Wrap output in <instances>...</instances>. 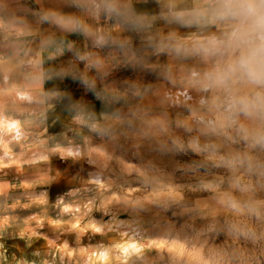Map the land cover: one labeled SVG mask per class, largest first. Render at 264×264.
Instances as JSON below:
<instances>
[{
	"label": "clouds",
	"instance_id": "1",
	"mask_svg": "<svg viewBox=\"0 0 264 264\" xmlns=\"http://www.w3.org/2000/svg\"><path fill=\"white\" fill-rule=\"evenodd\" d=\"M0 264H264V0H0Z\"/></svg>",
	"mask_w": 264,
	"mask_h": 264
},
{
	"label": "rangeland",
	"instance_id": "2",
	"mask_svg": "<svg viewBox=\"0 0 264 264\" xmlns=\"http://www.w3.org/2000/svg\"><path fill=\"white\" fill-rule=\"evenodd\" d=\"M61 167H63V165H61ZM66 187V183L64 181H62L59 185L54 186L52 189V193L53 195H55L57 192L63 190ZM21 245L23 244V242H19ZM42 243V242H41Z\"/></svg>",
	"mask_w": 264,
	"mask_h": 264
}]
</instances>
